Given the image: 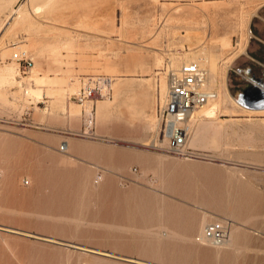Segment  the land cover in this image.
I'll return each instance as SVG.
<instances>
[{
  "label": "rangeland",
  "instance_id": "obj_1",
  "mask_svg": "<svg viewBox=\"0 0 264 264\" xmlns=\"http://www.w3.org/2000/svg\"><path fill=\"white\" fill-rule=\"evenodd\" d=\"M210 51L222 94L188 117L195 154L172 153L167 70ZM256 81L264 0H0V264H264ZM211 220L233 245L198 239Z\"/></svg>",
  "mask_w": 264,
  "mask_h": 264
},
{
  "label": "built area",
  "instance_id": "obj_2",
  "mask_svg": "<svg viewBox=\"0 0 264 264\" xmlns=\"http://www.w3.org/2000/svg\"><path fill=\"white\" fill-rule=\"evenodd\" d=\"M13 58L25 69L31 65V58L25 50L15 51ZM204 71L196 61H186L177 68L167 70V90L164 99L158 95L157 113L160 130L167 139L168 150L178 155H194L195 150L188 144L191 136L188 113L194 107L204 103L215 91L202 88ZM92 92V87L79 89L72 95L77 101H83ZM227 236L224 222L211 220L204 226V239L221 243Z\"/></svg>",
  "mask_w": 264,
  "mask_h": 264
},
{
  "label": "bare ground",
  "instance_id": "obj_3",
  "mask_svg": "<svg viewBox=\"0 0 264 264\" xmlns=\"http://www.w3.org/2000/svg\"><path fill=\"white\" fill-rule=\"evenodd\" d=\"M241 52H243V51H241ZM189 53V52H188ZM209 53V52H208ZM207 54V53H206ZM205 54V52H204V54H201V55H196V58L195 59H192L193 61H196L198 64H199V66H200V68L204 71V81H203V84H202V88H203V90H205V91H212V88H213V86H214V84H215V81H216V58H217V56L215 55V53H213L212 51H210V53L209 54H207L206 55ZM188 55V54H187ZM192 55V54H191ZM190 55V56H191ZM236 56V55H235ZM188 58H189V55H188ZM216 59V60H215ZM232 59V58H231ZM197 60H199V61H197ZM189 61H191V59L189 60ZM226 63V62H225ZM218 65V64H217ZM13 68V67H12ZM12 71H15V70H12ZM219 72V71H218ZM12 73V72H11ZM16 76V75H15ZM10 77V76H9ZM226 77V76H225ZM12 78H13V76H12ZM4 79H6L5 77H4ZM218 80H219V77H218ZM1 82H3V81H1ZM5 82V81H4ZM256 83H258V85L259 86H261V85H264V83H261V82H258V81H256ZM255 83V84H256ZM114 85V84H113ZM223 85V84H222ZM258 85H256V88H254L253 90H252V92L253 93H256V91H257V86ZM217 87H219V86H217ZM263 88H264V86H263ZM32 91L33 92H39V90L38 89H36V88H33L32 89ZM158 91H159V88H158ZM32 92V93H33ZM41 93V92H40ZM113 93V92H112ZM159 93V92H158ZM114 94V93H113ZM220 94H222V92H215V96H213V97H208V99L204 102V103H202V104H200V105H198V107L199 108H201V110L202 111H205V112H211L210 110L208 111V106H210V105H212L213 104V101H214V106L216 107L217 106V104H218V101H216V99H218V97L220 96ZM225 96H226V98H228V96H230L229 95V93H228V91L226 92L225 91ZM257 96V95H256ZM114 97V96H113ZM164 97V96H163ZM224 97V96H223ZM262 97H264V96H262ZM164 99V98H163ZM108 100H112V98H108ZM100 101H107V100H102V99H100L97 103H96V105L100 102ZM263 101V100H262ZM212 105V106H213ZM245 105V104H244ZM242 106V105H241ZM96 107V106H95ZM242 107H244V106H242ZM212 108V107H211ZM247 108V107H246ZM249 109V108H248ZM197 110V108L196 107H194L193 109H191L190 111H189V113H188V117L190 118L191 116H192V114L195 112ZM215 110V109H214ZM251 110V109H250ZM91 111H89L88 113H90ZM96 112V111H95ZM204 112V113H205ZM92 113V112H91ZM203 113V112H202ZM203 113V114H204ZM87 115V114H86ZM92 115V114H91ZM91 115H89V116H91ZM206 116H207V114H206ZM94 117V116H93ZM89 121V120H88ZM87 121V122H88ZM154 121V120H153ZM156 121V120H155ZM90 122H92V121H89V123ZM189 122V124H190V121H188ZM197 123H198V121H197ZM153 125V124H152ZM190 126H191V128H192V136H190L191 138H189L190 139V142H189V144L191 145V146H193V147H196V146H200V144H202L203 143V141H204V138H203V135H202V130L205 128V124H203V127L204 128H202V130L200 129V124L198 123V125H197V127L194 129V127H192V125L190 124ZM156 127H157V123H155V126H154V128L156 129ZM202 127V126H201ZM153 128V127H152ZM86 129H88L87 128V126H86ZM151 129V128H150ZM154 129V130H155ZM153 131V130H152ZM86 134H87V132H85ZM205 137H206V135H205ZM166 140V139H165ZM206 140H208V139H206ZM167 141V140H166ZM189 141V140H188ZM208 142V141H207ZM207 142H204V143H207ZM210 142V141H209ZM219 144V143H218ZM166 145V144H165ZM206 145H208V144H206ZM205 145V146H206ZM214 145V144H213ZM69 146H70V142H69V140H67L66 142H65V144H64V146H63V149H66L67 147L69 148ZM202 146H204V144L202 145ZM103 176V175H102ZM102 176L101 177H99V179H101L102 178ZM102 180V179H101ZM206 219V218H205ZM202 223V222H201ZM205 223V222H204ZM162 225V224H161ZM201 226V225H200ZM163 227H165V226H163ZM160 228H162V227H160ZM168 228H170V227H168ZM200 228V227H199ZM164 229V228H163ZM162 230V229H161ZM165 230V229H164ZM231 230V229H230ZM163 231V230H162ZM168 231H171L170 229L168 230ZM159 232H161V231H159ZM172 232H173V229H172ZM174 232H176V231H174ZM164 234H166V235H170V234H168V232H167V226H166V231H164ZM171 234H173V233H171ZM175 234H177L178 235V233L176 232ZM199 234V233H198ZM233 234L234 233H230L229 232V234L227 235V237L222 241V245L224 246H231V245H233V243H234V240H233ZM160 235H162V234H160ZM165 235V236H166ZM176 235V236H177ZM180 235V234H179ZM178 235V236H179ZM170 236H172V235H170ZM175 236V235H174ZM181 236V235H180ZM163 237V236H162ZM237 237V236H236ZM191 238V237H190ZM192 239H195L194 237L192 238ZM197 239V238H196ZM198 239H204V226H202V231L200 232V234H199V236H198ZM202 241V240H201ZM211 243V242H210ZM235 248H237V247H235Z\"/></svg>",
  "mask_w": 264,
  "mask_h": 264
},
{
  "label": "crops",
  "instance_id": "obj_4",
  "mask_svg": "<svg viewBox=\"0 0 264 264\" xmlns=\"http://www.w3.org/2000/svg\"><path fill=\"white\" fill-rule=\"evenodd\" d=\"M130 91H132V92H135L133 89L131 90L130 89ZM116 92H117V90H116ZM117 95V93L115 94V96ZM114 96V97H115ZM112 101V100H111ZM108 105V103H102V104H97V109H96V114L98 115V116H100L101 115V112L106 108V106ZM142 113L144 114V115H147L146 114V111L143 109V111H142ZM147 125H148V123H146V127H147ZM67 149H68V147H67Z\"/></svg>",
  "mask_w": 264,
  "mask_h": 264
}]
</instances>
